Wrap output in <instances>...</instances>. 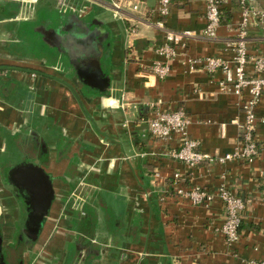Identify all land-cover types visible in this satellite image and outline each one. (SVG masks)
<instances>
[{"label": "crops", "instance_id": "0c3cea01", "mask_svg": "<svg viewBox=\"0 0 264 264\" xmlns=\"http://www.w3.org/2000/svg\"><path fill=\"white\" fill-rule=\"evenodd\" d=\"M113 1L0 0V181L7 165L40 161L56 194L22 264H247L263 258L264 202L245 214L240 241L229 245L218 231L222 204L194 206L176 191L225 184L240 196L259 195L264 97L256 111L261 150L251 164L190 168L166 156L180 141L149 135L158 110H184L200 150L224 156L239 145L242 101L221 90V70L190 72L182 58L165 80L152 76L164 36L148 25L147 7L125 9L121 19ZM258 5L264 8V0ZM205 10L204 0H174L167 26L201 32ZM224 11L227 24L218 40L190 41L188 57L232 58L227 40L241 14L236 3ZM249 37L250 52L264 53V26L252 24ZM82 43L97 62L80 61ZM0 210L5 244H11L8 229L18 216L13 219L4 202ZM15 261L8 257L5 264Z\"/></svg>", "mask_w": 264, "mask_h": 264}, {"label": "built area", "instance_id": "2783aa9c", "mask_svg": "<svg viewBox=\"0 0 264 264\" xmlns=\"http://www.w3.org/2000/svg\"><path fill=\"white\" fill-rule=\"evenodd\" d=\"M174 0H155V5L148 6L147 2L137 0H115L110 4L115 16L124 19L125 9L139 13L141 6L149 9L148 25L164 36V43L155 48L158 56L149 67L150 74L157 79L165 80L172 71V63L182 58V63L190 72L205 71L213 74L219 70L224 73L220 82L223 92L231 93L241 99L244 113L240 124L239 145L224 156H210L200 150L199 140L188 133L190 119L184 110H158L156 116L148 122L149 135L157 140L169 141L177 137L180 146L167 152L166 156L177 160L190 168L203 163L226 164L237 161L251 164L259 155L261 147L256 136V125L259 121L257 108L264 97V53L250 52L249 28L252 24L264 26V8L258 5L259 0H204L207 24L201 32L194 30H174L167 26L166 19L170 14ZM94 3L96 0H85ZM230 3H236L240 8L241 21L233 27L234 36L227 40L232 51V58L224 60L220 57L190 58L187 48L190 41L216 42L221 24V16ZM64 7V2L61 3ZM86 7L79 10L83 15ZM133 30L132 33H134ZM2 70L0 69V78ZM261 123L264 125V118ZM178 178V176H177ZM258 196L247 194L238 195L227 185H221L215 191L202 187H190L177 190V196L189 200L194 206H211L219 201L223 206V223L218 231L225 237L229 245L237 244L241 238V226L245 214L259 202H264V179ZM247 264H264V257L251 260Z\"/></svg>", "mask_w": 264, "mask_h": 264}, {"label": "water", "instance_id": "95a60500", "mask_svg": "<svg viewBox=\"0 0 264 264\" xmlns=\"http://www.w3.org/2000/svg\"><path fill=\"white\" fill-rule=\"evenodd\" d=\"M86 44L87 43H84L86 51L83 59L85 60L80 61L84 64H93L98 60H93L89 57L88 53H90V48H88ZM84 45L82 43L80 47H84ZM73 63L74 65H79L78 62ZM8 179L10 183L16 188L20 189L27 198L26 203L29 206L28 235L30 238H32V240H36L45 223V220L50 214L52 205L56 197L55 188L51 176L46 172L45 168L40 165L34 163H21L14 166L10 170ZM0 264H5L1 247Z\"/></svg>", "mask_w": 264, "mask_h": 264}, {"label": "flooded vegetation", "instance_id": "af4514ba", "mask_svg": "<svg viewBox=\"0 0 264 264\" xmlns=\"http://www.w3.org/2000/svg\"><path fill=\"white\" fill-rule=\"evenodd\" d=\"M42 160L44 159L42 158L41 161ZM21 163H34V164L42 166V162L40 161L38 163H35L27 159V160H23L17 163H13L12 165H9V166L7 165L5 172L1 174L0 185H2V188L0 192H2L3 195H2V198H0V202L6 203L9 209H11V214H12L13 219L15 216H18L17 220L12 221L11 226L9 225L10 227L8 230L11 234H13L12 239H10L11 244H5L4 234L2 232L3 225H2V221L0 220V247L2 250V255L4 256L5 263L8 257H12V259L16 260L18 264H22V259H21L22 254H24L27 247H31V245L34 244L33 242H35L28 235L29 233V228H28L29 206L26 203L27 198L22 193V191L16 188L15 186H13L8 179V174L10 170L14 166L19 165ZM0 219H1V215H0ZM20 219L23 220L21 223L19 222ZM8 241L9 239L7 238L6 243Z\"/></svg>", "mask_w": 264, "mask_h": 264}, {"label": "trees", "instance_id": "16d2710c", "mask_svg": "<svg viewBox=\"0 0 264 264\" xmlns=\"http://www.w3.org/2000/svg\"><path fill=\"white\" fill-rule=\"evenodd\" d=\"M137 1H140V2H148V0H137ZM240 9V8H239ZM225 11H223V14L221 16V24L224 25V24H227L226 21L224 20L225 19ZM241 230V229H240Z\"/></svg>", "mask_w": 264, "mask_h": 264}, {"label": "rangeland", "instance_id": "374dc122", "mask_svg": "<svg viewBox=\"0 0 264 264\" xmlns=\"http://www.w3.org/2000/svg\"><path fill=\"white\" fill-rule=\"evenodd\" d=\"M0 187L2 188V185H0ZM3 188H4V187H3ZM2 195H3V193L0 192V198H2Z\"/></svg>", "mask_w": 264, "mask_h": 264}]
</instances>
